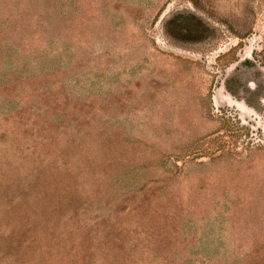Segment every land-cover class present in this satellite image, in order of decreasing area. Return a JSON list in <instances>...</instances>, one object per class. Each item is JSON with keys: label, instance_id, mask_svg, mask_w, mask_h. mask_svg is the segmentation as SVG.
<instances>
[{"label": "rangeland", "instance_id": "obj_1", "mask_svg": "<svg viewBox=\"0 0 264 264\" xmlns=\"http://www.w3.org/2000/svg\"><path fill=\"white\" fill-rule=\"evenodd\" d=\"M0 264H264V0H0Z\"/></svg>", "mask_w": 264, "mask_h": 264}, {"label": "flooded vegetation", "instance_id": "obj_2", "mask_svg": "<svg viewBox=\"0 0 264 264\" xmlns=\"http://www.w3.org/2000/svg\"><path fill=\"white\" fill-rule=\"evenodd\" d=\"M248 78V77H247ZM247 80V79H246ZM228 81H230V80H228ZM245 81V80H244ZM255 82V83H258V81L257 80H255V79H251V81L249 82L250 84H251V87L247 84V87L249 86L250 88H252V86H253V83H251V82ZM228 83V82H227ZM240 84H242V85H244L245 86V84L242 82V80L240 81Z\"/></svg>", "mask_w": 264, "mask_h": 264}]
</instances>
